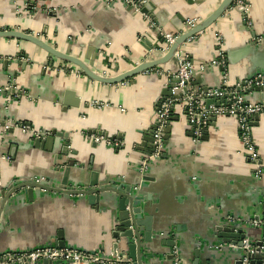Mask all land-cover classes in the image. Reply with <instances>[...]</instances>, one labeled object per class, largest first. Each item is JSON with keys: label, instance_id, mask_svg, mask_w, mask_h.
Returning a JSON list of instances; mask_svg holds the SVG:
<instances>
[{"label": "crops", "instance_id": "obj_1", "mask_svg": "<svg viewBox=\"0 0 264 264\" xmlns=\"http://www.w3.org/2000/svg\"><path fill=\"white\" fill-rule=\"evenodd\" d=\"M245 1L250 6L255 32L264 33V0ZM221 2L195 0L190 4L187 0H156L153 14L158 21L154 22L160 29L178 33L188 18L204 19ZM30 4L35 7L28 8ZM149 25V19L141 13L121 3L106 5L104 0H0V29L10 26L34 32L108 75L123 73L144 59L147 49L139 42L140 37L155 46L164 44L163 38L157 31H151ZM218 36L224 39L229 52L227 71L231 84L246 77L251 69L264 67V43L259 47L251 44L254 38L246 29L243 13L235 6L186 43L196 65L212 59ZM77 70L31 43L0 39V84L8 85L15 80L25 89L11 105L16 118L6 116V119L30 121L37 129H57L72 137L67 140L70 150L64 155L65 145H58L53 152L25 149L22 143L29 142V135L20 129L5 134L0 127L1 154L13 155L9 161L1 160L3 184L14 175L53 174L51 168L57 154L63 155L62 161L75 159L80 166H74L70 176L75 179L81 175L87 183L96 176L100 180L105 176H124L127 182L134 183L143 175L141 162L146 153L135 148V143L141 131L155 123L156 102L163 97L166 78L141 73L125 83L105 84ZM221 70L215 67L212 73L198 74L202 78L200 81L195 78L193 85L220 84ZM261 93L255 91L249 99L258 100ZM93 101H103L106 106L96 107ZM3 102L0 96V106ZM172 126L166 150L168 159L148 168L149 175L155 177L146 193L156 230L170 229L177 235L184 264H195L198 250L200 264H235L238 257L233 250L225 254L215 248L219 242L215 227L230 215L248 218L258 213L261 206L256 188L259 183L264 184V178L261 183L254 176L233 118L218 117L199 145L192 141L186 121H173ZM89 129L120 134L125 145L117 152L105 143L94 144L82 134ZM253 133L264 164V115L253 126ZM10 140L20 144L9 147L6 143ZM115 205L101 201L98 209L86 200L75 201L74 197L39 195L32 203L17 205L6 217L0 214V253L47 243L59 231L77 247L113 253L112 215L118 209ZM105 208L107 212L103 211ZM252 232L255 236L259 234L256 229ZM168 240V235L158 234L150 244L162 255L171 249ZM122 250L129 258L125 245ZM160 255L151 257V264H174Z\"/></svg>", "mask_w": 264, "mask_h": 264}, {"label": "water", "instance_id": "obj_2", "mask_svg": "<svg viewBox=\"0 0 264 264\" xmlns=\"http://www.w3.org/2000/svg\"><path fill=\"white\" fill-rule=\"evenodd\" d=\"M155 1L156 0H149L148 3L142 9V12L147 14L152 20L157 22L158 20L156 16L153 14L154 9L156 8ZM187 1L190 4H192L195 0H187ZM234 2L235 0H222L220 5L210 15L205 17L196 27L182 33L178 37L176 42L170 47L169 51L166 54L156 56L149 60L143 61L138 65L134 66L133 68L117 75H104L102 72L94 70V68H92L91 65H89L87 62H85L83 59L79 58L78 56L60 50L58 47L53 46L47 40L25 29H17L10 26H6L0 29V39H14V40H20L31 43L32 45L38 47L40 50L46 52L48 55L75 66L78 70H80V72H82L83 74H85L87 77H89L94 81H98L100 83H105V84H120L123 83L124 81H127L128 79H131L145 72L147 69L156 67L158 65H164L168 63L177 65L178 60L176 57V51L179 49V47L182 46L184 43H187L189 39L196 37L197 35L201 34L202 32H205L210 27H212V25H214L220 19V17L233 5ZM127 8L132 10V7H127ZM26 13H28V11H26ZM28 15L31 16L32 13H28ZM246 29H248V31L252 34V37L255 40L259 37L262 38L261 43L254 40L252 41L251 44L254 47H259L263 45L264 33H259V34L256 33L254 30V25L252 28L246 27ZM144 44L146 46V49L148 50L152 49V43L149 40H146ZM226 56H227V66H228V63L230 62L228 49H226ZM89 58L94 59L92 54H89ZM263 72H264V67L251 69L246 77L239 80L247 79ZM203 73H212V70L206 69V71ZM201 78L202 76L200 77H198V75L196 76L197 81H200ZM10 84H13L15 88L18 89H12V90L4 89L3 91L0 92V96H2V98L4 99V102L0 106V121H2L0 127L3 133L5 134L13 133L14 131L17 130V128H11L8 131H4L3 126L5 125V122H8L6 116L11 118L13 117L16 118L15 114H13L11 111V109L14 108L13 106L11 107V105L14 104L16 98H19L25 92V89L22 86H19L15 82V80H11ZM10 84L8 85L0 84V87L1 86L9 87ZM199 85L203 87L205 91L215 86L219 87V83L214 86L201 85V84ZM18 90H20V92ZM253 91L262 92L261 93L262 97H259L258 100L253 101L251 100V98L249 99V95H248L247 96L248 101L256 102L264 98V87H256L254 88ZM18 93L20 94L19 97H13V96H17ZM171 95H172L171 91L168 88H166L165 91L162 93L163 96L162 98H167ZM174 96H177V94ZM207 103H208L207 107H209V105L212 104L213 101L208 100ZM259 118L260 117L258 115L255 116V121L252 123L253 126L256 123H258ZM185 120L186 119L183 114H176L171 117L170 125L166 127L164 130V140L166 145H168L169 139L172 136L173 121H180L184 123ZM216 120L217 119L215 117L211 118L212 126L213 124H215ZM18 122H23L29 128L34 127L37 129V127L33 126V123L30 121H21L15 119L11 123L16 124ZM154 131H155L154 125L149 129H145L144 131H141V137L138 138L137 139L138 141L135 143V148H137L138 150H143V152L146 153L145 156H148L154 152L155 149V146L153 144ZM104 132L106 134H109L105 130ZM206 133L207 130H205V134L202 137V141L205 138H207ZM25 134L29 135L28 133ZM115 135H118L120 137L119 134H115ZM68 139L72 140V137L69 136V133L61 132L57 129H53L52 134L46 138L33 139L32 136L29 135V142L28 143L24 142L22 144L24 145L25 149L33 147L36 149H41L43 151H50V152H53L56 149V147H58V145H65L63 147L64 148L63 153H65L64 155H67L68 150H70V145H69L70 142L67 141ZM6 144L9 145V147H11L12 145L16 146V144H20V142H16V141L11 142L10 140ZM114 149L117 152H119L120 150L117 148ZM8 155L11 158H13L11 152H8ZM3 156L4 155H2L0 151L1 172H2L1 160L3 159ZM62 158L63 155L57 154L55 156V161H54L55 168L54 166L51 168V172L53 173L51 175L38 174V175H30L28 177L27 176L20 177L19 175H14L13 176L14 178L11 181H7L4 184L2 183L0 185V214L6 217V215H8V212L10 210H13L14 207L22 203H25L27 201L32 203L36 200V197H38L39 195H47L50 197L51 196H60V197H69V198L74 197L75 201L86 200L90 203V205L98 209H100L101 201H107L111 203V205H115V203H117L115 206H117L118 209L112 215L113 216L112 228H113V236L115 239L114 248H113L114 251L120 252L125 257L128 256L122 250V246L125 245L126 249L128 250L127 252L129 254V258L132 259L134 264H151V261L149 259L151 257H156L157 255H160V252L152 248L150 243L153 241V239L157 238L158 234H160L163 237L164 236L167 237L168 235L170 237V240H168L167 244L171 249L168 253H163L160 256L161 257L166 256L167 258L171 259L174 263L173 256L171 253L173 251V248L177 246L180 249V253H181V258H182L181 264H184L185 259L182 256L181 245L178 244L179 241L177 235L171 233L172 231L170 229L160 230L159 232H157L158 229L156 230L155 216L151 212L149 206V196L146 193V189L150 186L149 183L155 181V177H153V175L152 176L149 175L150 169L146 174L141 175L140 179L134 183L127 182L124 176L117 178H111L109 176H105V178L101 180L97 178L98 176H96L95 178L93 177L87 183L83 180L81 175H78V177H76L75 179H72L70 176L72 168L74 166L76 167L80 166L77 163V161L72 157L67 158L64 161H62L63 160ZM163 159H168L167 152H165V154L160 158L151 160L148 163L149 164L148 167ZM263 178L260 180L261 183H263L262 182ZM263 185L264 184L259 183L258 187L256 188L257 196L258 197L260 196L258 203H260L259 205L262 208V209L260 208V210L257 211L258 213L248 218L246 217L244 218L236 215H230L229 217L233 218L236 222H231L229 220V217L227 216L225 222L220 223L215 227V236L219 241L215 245V248L217 250L224 251L225 254H227L226 251L233 250L234 251L233 253L238 257L237 262H235V264H241L240 259L243 256V251L241 250V248L240 249L239 248L232 249L230 247L219 248L218 245L221 243L229 244L234 242L238 244L239 247H242V239L246 237L247 233L250 231L252 227L241 225L238 221L240 220L242 222H248L253 217H258V216L264 217V186ZM103 211L107 212L108 209L105 208ZM0 231H1V224H0ZM57 234H58L57 237L55 236L53 239H49L47 243L51 244L56 239L57 242L56 241L55 242L60 247H64V246L77 247L74 244H70L67 238L65 237V235L62 234L61 231H59ZM211 243L212 240L210 241V244ZM89 251H95V250H89ZM207 251L209 252L210 250L208 249ZM196 253L198 259L195 262V264H200L199 256L201 255L200 254L201 252L198 250L196 251ZM107 254H112V253H107ZM216 256L217 255L215 253L213 257L215 258ZM208 258L210 261H212L210 254L208 255ZM262 258H263L262 255H252L251 256L252 264H262ZM229 261L230 260H228V262ZM65 263H69V262H65ZM43 264H55V263H53L52 261H44ZM211 264L213 263L211 262Z\"/></svg>", "mask_w": 264, "mask_h": 264}, {"label": "built area", "instance_id": "obj_3", "mask_svg": "<svg viewBox=\"0 0 264 264\" xmlns=\"http://www.w3.org/2000/svg\"><path fill=\"white\" fill-rule=\"evenodd\" d=\"M148 1L149 0H104L106 5L122 3L126 7H132L134 12L146 16L150 21L149 29L151 31H157L163 38L164 44L162 46H155L152 44V49H147V54L140 63L156 56L166 54L182 33L193 29L203 20L201 17L188 18L185 21L184 29L178 33L160 29L154 20L142 12V9ZM233 6L243 13L246 27L252 28L253 22L249 14V4L245 0H235L231 7ZM28 7L33 9L35 6L33 7V5L30 4ZM194 38L189 39L187 42L192 41ZM146 40L148 39L140 37L139 42L144 44ZM254 41L261 43L262 38L259 37L256 40L254 39ZM216 43L217 48L210 61H204L196 65L186 48L187 44L184 43L176 51L178 60L177 65H173L172 63L158 65L143 72L149 75L156 74L157 76L165 77V86L172 93L171 96L160 98L156 102L157 114L155 116V131L153 135L155 149L152 154L145 156L142 160L143 174L147 173L146 171L149 168L148 163L151 160L163 156L167 150V145L164 140V130L170 125L171 117L176 114H183L192 133L191 138L195 145H199L202 142L205 130L208 131L209 128L212 127V117L216 119L218 117L233 118L238 125V136L244 147L243 153L245 158L252 165V172L257 180L263 178L264 165L260 150L254 138L252 123L255 121V116L258 115L260 117L264 115V98L260 101L250 102L247 100V96L255 92L253 91L254 88L264 87V72L247 79L238 80L231 84L227 71V56L224 39L218 36ZM215 67L222 69V81L219 87L215 86L205 91L203 87L193 85V81L198 74L205 72L206 69L212 70ZM77 71L80 73V70ZM72 72H74V70H72ZM103 74L108 75L105 72ZM125 82L126 81L123 83ZM4 89L12 90L18 88L10 84L9 87L1 86L0 92ZM18 91L20 92V90ZM176 94L177 96H174ZM19 95L18 93L17 96L13 97H19ZM208 100L213 101L209 107H207ZM93 105L101 108L106 106L103 101H93ZM122 110L125 111V109ZM1 123L2 121H0V124ZM3 127L4 131H8L11 128L20 129L24 133L31 135L33 139L46 138L52 134V130L42 128L36 129L34 127L29 128L23 122L12 124L8 121L5 122ZM82 134L89 141L96 144L105 143L117 149H121L125 145L124 141L120 139L121 137L118 135L106 134L101 129L86 130L83 131ZM3 159L9 161L10 156L4 155ZM1 184L2 181L0 178V185ZM229 220L231 222H236L230 217ZM238 222L241 225L252 227L246 237L242 239V247H239L238 244L234 242L229 244L221 243L218 247H230L232 249L241 248L243 251V256L240 259L241 264H252V255H262V264H264V217L258 216L251 218L248 222H242L240 220ZM252 229L259 231L258 236L253 234ZM55 241L57 242L55 239L51 244L45 243L26 248L8 249L0 253V264H43L44 261H52L55 264L65 262L72 264H134L131 258L125 257L118 251L107 254L103 249L89 251L72 246L60 247ZM171 254L175 264L182 263L180 249L177 246L173 248Z\"/></svg>", "mask_w": 264, "mask_h": 264}]
</instances>
